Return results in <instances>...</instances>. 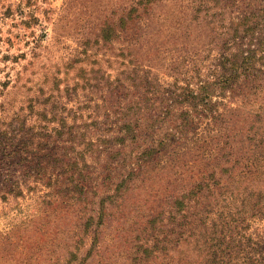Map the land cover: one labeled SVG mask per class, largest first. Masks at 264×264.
I'll list each match as a JSON object with an SVG mask.
<instances>
[{
	"label": "rangeland",
	"instance_id": "obj_1",
	"mask_svg": "<svg viewBox=\"0 0 264 264\" xmlns=\"http://www.w3.org/2000/svg\"><path fill=\"white\" fill-rule=\"evenodd\" d=\"M258 45L264 0H0V264L251 262Z\"/></svg>",
	"mask_w": 264,
	"mask_h": 264
},
{
	"label": "trees",
	"instance_id": "obj_2",
	"mask_svg": "<svg viewBox=\"0 0 264 264\" xmlns=\"http://www.w3.org/2000/svg\"><path fill=\"white\" fill-rule=\"evenodd\" d=\"M100 32L103 33L104 36H102L105 39V36L107 37V34H105L106 29L101 28ZM260 49V51H264V46L263 49L261 48V46L258 45V48L255 49L252 52L258 51ZM247 56H249V54H246V56L244 57L245 59L247 58ZM247 63V62H246ZM240 74H242L241 72H232L230 74H223L224 77L222 78V82L231 80V82H234L235 78L237 77L238 80H240ZM245 76V74H244ZM254 167H251L250 170H248L247 172H244L241 176V180L242 183L246 184V188H249L252 193L249 194L251 197H255V201L251 204V209L252 211H258L260 210V207L263 206L261 208V212H264V168L256 173L254 175ZM262 238L264 241V236L262 237H258L256 244V248L254 249V254L249 257L248 259H251V262H247L245 264H264V249L263 250H259V246L263 243L262 242Z\"/></svg>",
	"mask_w": 264,
	"mask_h": 264
}]
</instances>
